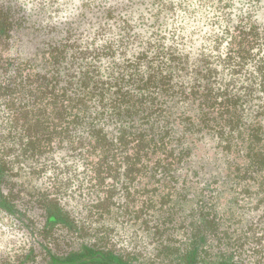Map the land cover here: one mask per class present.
<instances>
[{
  "label": "trees",
  "instance_id": "obj_1",
  "mask_svg": "<svg viewBox=\"0 0 264 264\" xmlns=\"http://www.w3.org/2000/svg\"><path fill=\"white\" fill-rule=\"evenodd\" d=\"M145 2L152 24L138 0H83L36 28L0 0V211L17 217L13 177H53L42 229L80 247L49 264H135L139 242L167 264H264V0H200L218 17L199 46Z\"/></svg>",
  "mask_w": 264,
  "mask_h": 264
},
{
  "label": "rangeland",
  "instance_id": "obj_2",
  "mask_svg": "<svg viewBox=\"0 0 264 264\" xmlns=\"http://www.w3.org/2000/svg\"><path fill=\"white\" fill-rule=\"evenodd\" d=\"M6 1L17 10L20 16L26 14L31 26L37 20V27L55 23H68L76 15H80V6L83 0H1ZM121 1V0H119ZM137 15H145L152 24L155 19L151 14H156L157 7L146 4L148 0H138ZM172 8L171 14L160 19L161 33L172 34L177 37L189 38L190 46H199L211 30L214 17H218L209 7L201 8L200 0H165ZM243 1V0H242ZM241 2V1H240ZM172 4V5H171ZM216 15V16H215ZM146 22V20L144 19ZM24 32V31H22ZM24 33H17L11 41L9 48L16 50L24 41ZM37 36V34H35ZM187 42V40H185ZM35 40L26 44L28 49L34 50ZM70 177H62L64 181ZM12 179V178H11ZM53 177H13L6 184L5 193L9 202L16 209L17 217L0 211V264H49L50 256L61 254L67 256L78 249L79 243L70 235L65 237L63 230L51 234L44 232L45 213L38 204V189L41 193L52 183ZM66 232V231H65ZM60 237L62 239H60ZM58 244V245H57ZM126 260L135 264H167L164 260L156 259L152 246L139 242ZM136 245V244H134ZM56 251V252H55ZM129 253V252H128ZM238 258H235L236 260Z\"/></svg>",
  "mask_w": 264,
  "mask_h": 264
}]
</instances>
